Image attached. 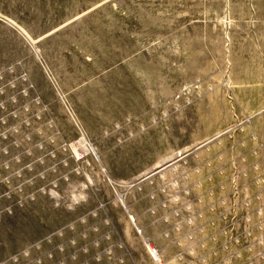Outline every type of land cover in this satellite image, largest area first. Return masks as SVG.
Masks as SVG:
<instances>
[{"label":"rangeland","instance_id":"rangeland-1","mask_svg":"<svg viewBox=\"0 0 264 264\" xmlns=\"http://www.w3.org/2000/svg\"><path fill=\"white\" fill-rule=\"evenodd\" d=\"M0 264H264V0H0Z\"/></svg>","mask_w":264,"mask_h":264},{"label":"bare ground","instance_id":"bare-ground-1","mask_svg":"<svg viewBox=\"0 0 264 264\" xmlns=\"http://www.w3.org/2000/svg\"><path fill=\"white\" fill-rule=\"evenodd\" d=\"M148 246H150V245H148ZM149 251H150V253H151L153 259H154L155 261H159V257H158L157 253L155 252V250H154L152 247L149 248ZM150 253H149V254H150Z\"/></svg>","mask_w":264,"mask_h":264},{"label":"water","instance_id":"water-1","mask_svg":"<svg viewBox=\"0 0 264 264\" xmlns=\"http://www.w3.org/2000/svg\"><path fill=\"white\" fill-rule=\"evenodd\" d=\"M129 220L131 221V223L135 226V224H134V220H133V218L131 217V216H129ZM135 229H136V231H137V233H140V230L135 226ZM145 242H146V244H147V246H148V241L145 239ZM148 248V247H147Z\"/></svg>","mask_w":264,"mask_h":264}]
</instances>
